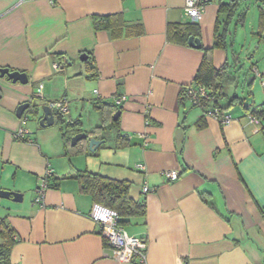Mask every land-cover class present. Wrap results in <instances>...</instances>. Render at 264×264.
Returning <instances> with one entry per match:
<instances>
[{
	"label": "crops",
	"instance_id": "0c3cea01",
	"mask_svg": "<svg viewBox=\"0 0 264 264\" xmlns=\"http://www.w3.org/2000/svg\"><path fill=\"white\" fill-rule=\"evenodd\" d=\"M240 1L228 19L221 4L232 1L210 0L195 21L196 37L212 49L215 68L228 60L242 67L232 74L228 95L238 94L242 78L255 96L256 79L264 91V69L252 63L244 78L242 65L264 45V8L255 5L256 27L249 16L257 8L246 11ZM184 6L185 0H0V67L29 78L22 84L0 77V191L22 194L21 201L0 197V218L17 236L11 264H144L114 257L90 216L92 197L77 180L64 179L77 170L129 181L130 197L145 202V216L122 225L146 240L145 264H264V120L252 122L235 103L225 110L233 119L222 123L182 96L204 57L202 49L177 41L182 33L168 39V25L176 32L190 21ZM112 14L123 16L125 36L94 28L93 15ZM224 29L227 42L216 47ZM238 38L257 41V49L237 52ZM61 99L81 132L106 127L89 134L105 140L97 150L82 141L67 154L60 123L40 125V107ZM25 102L31 107L18 117ZM103 103L114 106V115L98 108ZM21 128L28 133L16 139ZM166 170H178L179 178L169 180ZM48 171L50 186L38 204L35 190Z\"/></svg>",
	"mask_w": 264,
	"mask_h": 264
},
{
	"label": "trees",
	"instance_id": "16d2710c",
	"mask_svg": "<svg viewBox=\"0 0 264 264\" xmlns=\"http://www.w3.org/2000/svg\"><path fill=\"white\" fill-rule=\"evenodd\" d=\"M241 1L222 3L221 11L226 12L228 19H230L238 10V6ZM244 15V12L239 14L241 18ZM262 26H264V12L261 13ZM92 22L96 30H108L112 33L115 38H120L125 36L123 29L127 27V24L121 14H112V15H93ZM141 24H139L140 26ZM172 25H168L167 35L168 39L173 40V34L182 33L181 39H178V42L189 43V38L191 36H199V32L195 27V22L188 21L184 29H179L178 31H173ZM218 32V30H217ZM141 31L138 32V34ZM227 31L224 29L222 32L216 34L215 46L224 47L227 42ZM261 33V39L264 42V32ZM197 38V37H196ZM200 49L204 52V57L202 63L196 73L194 78V83L199 85H204L208 90L209 97L203 99L201 102V108L204 109L205 113L210 112L214 108H218L219 112L222 115L225 114V110H228L230 107L234 106L235 103L241 105V107L249 111L248 114L255 115L259 120H264V103L255 106L252 109H249L244 105V99L239 94H234L229 96L225 88L229 84L232 78L242 69L237 68L238 66L234 63L232 64L229 60L225 62L219 69L215 68L212 62V49H207L201 47ZM60 57V56H58ZM89 61H86L88 63ZM238 64V63H237ZM231 67L235 68V74L231 71ZM248 76V71L243 74V77ZM254 78L251 79L253 81ZM249 82V85H252V82ZM187 87H184L182 90V96L185 98ZM226 101V104L223 102ZM196 107V106H194ZM101 111L106 112V114H112L116 112L114 106L108 103H103L98 107ZM204 113V115H206ZM230 114V113H227ZM231 115V114H230ZM62 139L64 142L65 151L67 154H70L79 147L80 142L76 145H72V138L81 132L78 122H65L59 118ZM118 123V119L112 121V126H115ZM106 129L105 126H98L89 134L94 135L99 133V130ZM75 179L80 185L82 192L90 195L95 203L102 204L104 206L110 207L118 211L120 216L119 223L121 225H127L130 223L131 218L138 216H145L146 214V205L144 201H136L130 197V182L126 180H115L111 178L104 177L97 173H92L87 170H77L73 173L65 176L64 179ZM50 186V184H49ZM4 224V222H3ZM2 241L0 243V264H11L10 253L16 242L14 239V233L12 230L4 224V229L0 232Z\"/></svg>",
	"mask_w": 264,
	"mask_h": 264
},
{
	"label": "built area",
	"instance_id": "2783aa9c",
	"mask_svg": "<svg viewBox=\"0 0 264 264\" xmlns=\"http://www.w3.org/2000/svg\"><path fill=\"white\" fill-rule=\"evenodd\" d=\"M51 4H56V0H49ZM210 0H185V16L192 22L200 19L202 15V11L204 6ZM55 68H60L58 64L54 65ZM257 76H260V73L255 70L254 71ZM262 85L264 86V80L262 81ZM187 87L185 98L191 102L193 106L200 107L203 99H207L209 97L208 90L204 85H197L194 82L189 84ZM42 91V87H39L38 96H40ZM50 106L53 109L58 110V116L65 122H70L68 116L69 113V103L66 99H61L56 102H52ZM220 120L222 123H227L233 116L225 113L221 116L219 109L214 108L209 113ZM248 118L255 123H258L260 120L252 114H247ZM28 133V129H19L14 137L16 139H23ZM138 167L140 169H144L143 164H139ZM52 174L51 171H48L46 177L42 180V182L36 188V197L35 202L38 204H42L44 202V194L46 190L49 188L48 177ZM166 177L171 180H177L180 176V172L178 170H166ZM143 191L148 193L149 187L145 185L143 187ZM91 218L99 225L100 232L103 234L106 239V245L113 249V255L116 259L129 261L136 259L138 262L144 263L146 262L147 257V242L145 239L137 236H130L124 230V227L119 223L120 216L117 210L112 209L110 207L104 206L99 203H95L92 211L90 213ZM4 229L3 220L0 218V232ZM14 239H17V236H14Z\"/></svg>",
	"mask_w": 264,
	"mask_h": 264
},
{
	"label": "water",
	"instance_id": "95a60500",
	"mask_svg": "<svg viewBox=\"0 0 264 264\" xmlns=\"http://www.w3.org/2000/svg\"><path fill=\"white\" fill-rule=\"evenodd\" d=\"M232 2L240 1V0H231ZM189 45L195 48L200 49L202 47L201 40L199 38H195L194 36H191L189 38ZM80 59L82 61H85L88 59L87 54H82ZM0 77H7L8 80L16 83L20 82L22 84H27L29 81L28 75L25 72L20 71H11L9 68H2L0 67ZM0 98H1V92H0ZM37 106V105H36ZM31 107L30 102H25L17 107L16 115L18 117H21L24 112ZM43 116L40 118L39 123L42 127L51 126L54 124H58L59 122V116H58V110L53 109L50 105H43L40 107ZM39 112V109L37 113ZM121 111L118 110L115 114L114 118L117 119L120 115ZM80 141H88V147L90 151L97 150L103 143H105V140L97 139L95 137H89V133L87 132H80L76 134L72 138V145H76ZM0 197L10 198L12 197L14 201H21L22 200V194L18 192L8 191V190H1L0 191Z\"/></svg>",
	"mask_w": 264,
	"mask_h": 264
},
{
	"label": "rangeland",
	"instance_id": "374dc122",
	"mask_svg": "<svg viewBox=\"0 0 264 264\" xmlns=\"http://www.w3.org/2000/svg\"><path fill=\"white\" fill-rule=\"evenodd\" d=\"M261 5L262 8H264V4L262 2V0H244L242 2V8L244 9H248L250 6H254L252 7L253 9L257 8V10L255 11V16L254 18L252 17V15H250V19L252 18L253 23L256 25V27L258 26V20H259V13L261 12L259 7H255V5ZM246 9V11H247ZM249 19V21H250ZM248 33L250 34V29L248 31ZM257 41H253L251 38L248 40L247 44H246V40L245 39H237V42L235 44V50L237 52H241V53H245L246 51H250L251 53L254 52L257 49ZM256 56L254 58H252L251 60L248 59V55L246 60L243 62L244 65L243 66V72L246 73V71H249L252 63H256L259 61V70L262 71V69H264V45H262L258 50H256ZM229 56L230 59H232V51L231 49H229ZM262 63V64H260ZM243 80L242 78L240 79V83L239 86L237 88V93L244 99V102L248 105H259L264 103V91L263 88L261 87V83L259 79H256V82L254 84L257 93H255V96H251L248 94V91L246 89V87H244L243 85ZM257 103V104H256ZM110 133V132H109ZM107 136V135H106ZM0 241H1V237H0Z\"/></svg>",
	"mask_w": 264,
	"mask_h": 264
}]
</instances>
